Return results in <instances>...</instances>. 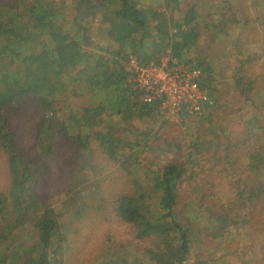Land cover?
Masks as SVG:
<instances>
[{"label": "trees", "instance_id": "1", "mask_svg": "<svg viewBox=\"0 0 264 264\" xmlns=\"http://www.w3.org/2000/svg\"><path fill=\"white\" fill-rule=\"evenodd\" d=\"M71 1L66 15L63 8L67 5L65 2L60 7L55 1L15 0L7 3L0 0V152L8 159L10 173L6 188L0 191V264H54L53 253L62 252L64 238L60 214L50 202L37 195L36 187L40 178L49 171L47 159L54 155L56 100L72 85L76 74L81 72L86 78L83 84L94 86L99 101L105 103H102L104 112L110 113V117L150 120L160 109V102H144L143 93L136 88V83L129 81L132 74L126 67L120 66L116 55L125 51L123 59L128 67L134 59L144 64L160 63L169 55L171 65H186L201 70L200 85L209 99L206 106L211 107L215 103L209 87L205 86L202 65L193 64V57L189 56L192 47L189 42L199 37L193 24L197 18L192 12L185 15L183 22L176 23L167 12L142 9L140 0ZM181 1L165 0L164 4L171 13L179 8ZM221 2L225 9L232 8V0ZM257 3L260 1L257 0ZM194 6L200 9L198 3ZM93 13L95 17L100 16L99 21L91 22ZM237 15L232 14L227 22L244 30L249 21L243 14ZM64 19L68 21L62 23ZM97 36L108 42L107 49L96 47L94 39ZM152 51L156 60L152 59ZM105 52L108 56L102 55ZM112 52L116 54L112 55ZM90 56L94 66L88 71L85 67ZM109 64L114 67L105 72ZM247 77L238 79V87H242L245 102L250 103L252 108H258L252 97L255 81ZM29 100L43 114L36 139L37 148L45 155L42 159L34 160L24 154L20 134L5 115V112L13 111ZM85 111L88 119L81 123L84 127L70 137L79 146V156L84 162L93 159L95 149L115 163L133 159L142 162L144 149L152 140L150 134L153 131L145 136L143 146L128 143L110 132L98 130V126L105 125V118L97 117V113L91 115L92 110ZM63 133L67 136V132ZM137 147L142 151L133 153ZM249 163L248 171L254 176V185L249 196L248 187L237 189L234 193L237 207L241 201V204H249L264 199L262 146L254 150ZM127 174L131 193L120 195L115 201V215L132 228L135 240L150 241L153 246L143 249L139 257L127 259L119 256L126 248L121 244L118 253H113L116 260H112L111 264H144L146 261L155 264H211L208 260L191 262L192 250L197 242L196 233L192 223L180 222L176 213L180 188L190 174L189 164L166 163L158 171H147L141 181L134 170L129 168ZM96 191H100L99 187ZM86 193L82 190L71 196L72 204L77 202L73 221H79L87 208L84 201ZM100 199L103 202L104 196ZM81 201L84 203L79 206ZM221 207V212L208 215L212 227L220 232L231 226H245V230H249L247 214L243 220L240 219L242 215H238L237 211L233 214L227 205ZM19 230L29 231L30 245L20 242L10 248L8 243Z\"/></svg>", "mask_w": 264, "mask_h": 264}, {"label": "rangeland", "instance_id": "2", "mask_svg": "<svg viewBox=\"0 0 264 264\" xmlns=\"http://www.w3.org/2000/svg\"><path fill=\"white\" fill-rule=\"evenodd\" d=\"M14 1L6 0L7 3ZM41 1H55L60 7L64 6L63 2L67 3L63 7L66 15L72 2ZM164 1L140 0V7L167 12L176 23L183 22L190 12L196 16L193 24L199 37L189 42L192 46L189 56L193 57V64L202 65L205 86L209 87L215 103L211 107L206 106L201 115L182 112L176 116V112L168 114L160 107L154 119L150 120L110 117V113L104 112V102L99 101L94 86L83 84L86 78L81 72L76 74L72 85L56 100L54 155L47 159L49 171L40 178L36 187L37 195L50 202L60 214L64 239L61 254L53 253L54 264H111L112 260H116L113 253H118L121 244L126 248L119 256L127 259L139 257L143 249L152 247L150 241L135 240L132 228L115 215L114 205L120 195L131 193L130 181L127 180L129 168L139 175L136 177L141 181L147 171H158L170 162L189 164L190 174L180 188L176 213L180 222L192 223L196 233L197 242L192 250L191 262L208 260L211 264H264V199L249 204H241V201L237 207L234 194L238 188L245 187L249 188L247 196L251 194L250 188L255 179L248 171L250 157L257 148L262 146L264 149V0H259L260 3L257 0H232L230 9H225L221 0H182L179 8L171 13ZM196 3L200 5L199 10L194 6ZM236 13L243 14L249 21L244 30L227 22V18ZM95 16V13L91 15V22L100 18ZM66 21L68 19L62 23ZM94 40L97 48L100 46L105 50L109 46L99 36ZM106 53L102 55L108 56ZM124 56L123 50L116 55L120 66L126 67L132 74L129 81L135 82ZM151 56L156 60V57L153 58L154 51ZM92 58L89 57L85 67L88 71L94 66ZM111 67L114 66L109 64L105 72H109ZM245 75L255 81L252 97L258 108H252L250 103L245 102L242 87H238V79ZM29 101L5 112V115L20 134L24 154L34 160L42 159L45 155L37 148L36 139L43 114L33 101ZM86 109L92 110L91 115L97 113V117L105 118V125L98 126V130L110 132L128 143L143 146L145 136L153 131L150 134L153 138L144 149L142 162L133 159L115 163L98 149L93 152V159L84 162L79 156V146L70 137L84 127L81 123L88 119ZM63 132H67V136ZM141 151L142 148L137 147L133 153ZM9 177L8 159L0 152V191L6 188ZM97 187L100 190L98 193ZM82 190L87 192L84 198L87 208L79 221H73L77 202L72 204L71 196ZM101 196H104L103 202L99 201ZM223 205H227L233 214L237 211L238 215H242L240 219L244 220L247 214L249 230L246 231L245 226H231L220 232L212 227L208 215L221 212ZM28 232L16 231L8 243L10 248L20 242L30 245ZM144 264L155 263L146 261Z\"/></svg>", "mask_w": 264, "mask_h": 264}, {"label": "built area", "instance_id": "3", "mask_svg": "<svg viewBox=\"0 0 264 264\" xmlns=\"http://www.w3.org/2000/svg\"><path fill=\"white\" fill-rule=\"evenodd\" d=\"M136 86L143 93L146 103L160 102L168 114L182 112L201 115L209 102L202 90V72L186 65H171L169 55L160 63L144 64L135 59L129 62ZM183 106V107H182ZM181 111V109H183Z\"/></svg>", "mask_w": 264, "mask_h": 264}]
</instances>
